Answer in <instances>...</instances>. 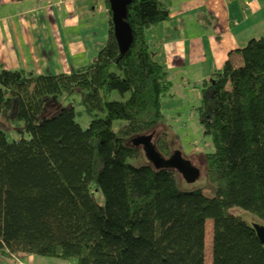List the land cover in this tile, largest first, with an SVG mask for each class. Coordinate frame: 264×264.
I'll return each instance as SVG.
<instances>
[{
  "label": "trees",
  "instance_id": "1",
  "mask_svg": "<svg viewBox=\"0 0 264 264\" xmlns=\"http://www.w3.org/2000/svg\"><path fill=\"white\" fill-rule=\"evenodd\" d=\"M105 7L108 38L87 66L56 75L0 69V256L207 264L210 220V264H264V245L234 213L264 224V37L197 85L195 112L212 147L208 197L180 190L176 171L140 163L133 144L152 135L161 156L173 152L168 133L154 140L172 80L146 38L168 20L169 0H131L124 54Z\"/></svg>",
  "mask_w": 264,
  "mask_h": 264
},
{
  "label": "crops",
  "instance_id": "2",
  "mask_svg": "<svg viewBox=\"0 0 264 264\" xmlns=\"http://www.w3.org/2000/svg\"><path fill=\"white\" fill-rule=\"evenodd\" d=\"M108 31L105 0H0V69L70 74L93 60ZM263 37L264 0H169L168 20L146 32L155 60L198 100L197 85ZM171 93L163 109L178 100Z\"/></svg>",
  "mask_w": 264,
  "mask_h": 264
},
{
  "label": "rangeland",
  "instance_id": "3",
  "mask_svg": "<svg viewBox=\"0 0 264 264\" xmlns=\"http://www.w3.org/2000/svg\"><path fill=\"white\" fill-rule=\"evenodd\" d=\"M181 84L180 78H178ZM191 81V80H190ZM192 82V81H191ZM178 89L179 93L173 91ZM175 97L178 98L177 101L173 99L171 105L167 110L164 109V119L165 122L161 123L153 132L154 140L158 133L166 132L170 140V146L173 150H179L182 156L190 161L197 169L200 171L199 178L191 184L186 183L179 175L177 179L178 188L183 191H193L202 190L203 193L208 196H213V190L209 185L205 173V161L204 155L212 151L210 141L208 136L203 134L202 128L198 122L195 108L199 104L197 98V91H194L192 86L185 83L183 86L179 87L175 80L172 82V89L170 90ZM80 108H76L77 113L80 112ZM77 122L82 128H86L89 119L84 114H78L76 117ZM156 134V135H155ZM175 137V138H174ZM147 162L144 157L140 163ZM133 162V164H140ZM236 215L242 217L249 224L257 222L251 215L243 212L242 210H237L234 212ZM211 221L207 220L205 223V241L207 245V255L206 263H211L210 256V239H211ZM23 256H0V264H75L76 258L70 259H60L56 257H45V256H34L27 255Z\"/></svg>",
  "mask_w": 264,
  "mask_h": 264
},
{
  "label": "water",
  "instance_id": "4",
  "mask_svg": "<svg viewBox=\"0 0 264 264\" xmlns=\"http://www.w3.org/2000/svg\"><path fill=\"white\" fill-rule=\"evenodd\" d=\"M131 0H108L111 13L113 35L121 54H124L132 43V30L126 22L127 7ZM133 144L142 147L147 162L156 169H171L176 171L188 184L194 183L200 176V171L190 161L182 156L179 150H173L172 154L165 158L156 150L152 143V135H141L133 140ZM256 237L264 245V224L251 223Z\"/></svg>",
  "mask_w": 264,
  "mask_h": 264
}]
</instances>
